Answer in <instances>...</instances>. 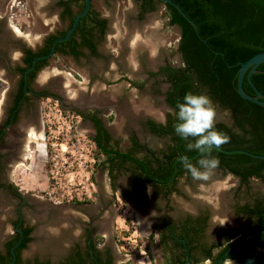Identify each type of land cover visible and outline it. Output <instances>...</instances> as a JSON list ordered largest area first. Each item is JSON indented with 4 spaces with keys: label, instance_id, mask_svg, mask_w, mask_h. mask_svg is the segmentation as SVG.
I'll list each match as a JSON object with an SVG mask.
<instances>
[{
    "label": "rangeland",
    "instance_id": "obj_1",
    "mask_svg": "<svg viewBox=\"0 0 264 264\" xmlns=\"http://www.w3.org/2000/svg\"><path fill=\"white\" fill-rule=\"evenodd\" d=\"M141 4V0H93L94 8L108 20L107 33L97 41L99 54L92 56L85 50L79 61L72 56H55L39 73L40 83L53 84L55 96L43 99L44 119L49 141L59 144H50L49 161L34 156L17 170L16 182L30 193L29 207L24 210L26 220L35 228L33 240L23 251L26 260L39 257L63 264L76 243H86L88 228L92 227L94 234L100 233L98 248L110 247L115 264H140L145 256L141 253L143 246L152 264H173V253L161 243L156 222L205 213L208 226L202 234L203 243H216L215 254L254 223V218L239 208L257 198L264 199V180L257 177L242 184L239 177L218 167L207 181H193L185 175L171 193L149 185L144 195L130 198L121 183L113 187L103 165L97 173L103 156L95 150L97 163L93 165L91 124L84 117L78 123L77 113L104 111L117 137L122 136L118 145L125 151L132 133H138L155 151H163L171 143L168 135L160 138L152 134L145 123L148 119L163 123L171 112L165 101L169 83L164 76L151 73L165 63L182 65L181 28L171 24L165 4L157 2L154 10L143 15ZM2 19H7L18 46L34 49L50 33L60 32L69 24L61 18L55 0H0ZM14 54L18 61L21 51L15 49ZM3 74L0 68V76ZM2 97L5 94L0 92V101ZM213 105L215 122L233 124L228 110ZM126 174L130 178V171L125 170L124 183L128 186L131 183ZM106 203L114 208L108 224L101 220ZM14 207L10 204L11 210H4L0 206V240L14 235ZM101 234L106 235V241ZM258 255H264V251ZM198 260H203L201 253Z\"/></svg>",
    "mask_w": 264,
    "mask_h": 264
},
{
    "label": "trees",
    "instance_id": "obj_2",
    "mask_svg": "<svg viewBox=\"0 0 264 264\" xmlns=\"http://www.w3.org/2000/svg\"><path fill=\"white\" fill-rule=\"evenodd\" d=\"M141 1L142 15L154 10L157 2H161L168 10L171 24L181 28L179 52L182 65L167 64L160 67L157 72L151 73L164 76L166 82L169 83L166 92L168 105L176 110L177 103L182 102L185 94L189 92L208 96L212 102L228 109L234 122L233 125L224 121L215 122L216 129L229 138L228 142L221 147L244 148L264 154V106L244 99L237 88L241 64L256 54L264 52V0H174L197 23V27L175 6L165 3L164 0ZM59 4L64 7L63 18L67 19L69 24L59 34L48 37V48L44 52L50 51L54 41L68 33L77 14L85 8V0H60ZM74 6H77V10ZM107 23V19L102 17L92 4L89 13L81 18L72 37L58 44V50L80 56L89 49L96 54V41L104 37ZM97 33L98 39L96 38ZM40 53L29 51L27 65L30 66L33 59ZM46 63L47 59L40 60L33 73H36V70ZM252 79L264 93V62L259 65ZM0 87H6V83L1 79ZM244 89L247 93L256 95V91L248 80V72L244 78ZM93 119L98 128V135L95 137L98 153L106 157L112 166H116L115 163L120 158L122 164L125 163L124 166L130 170L139 171L135 174L139 186L150 181L156 184L161 183V187L171 193L176 190L179 177L187 173L179 163V159L185 155L191 157L198 153L188 151L187 142L175 134L176 121L172 111L168 114L165 123L148 121L147 126L152 133L162 136L170 135L172 142L167 151H163L162 156L154 160L136 157L133 148L127 152L114 150L108 144L110 135L102 120L96 117ZM138 146L136 145L137 148ZM144 147L149 153H155L152 148ZM213 155L219 157V168L239 177L242 184H248L252 177L264 180V158H254L245 153H226L220 150L214 151ZM200 158L201 154L189 159L196 164ZM153 164L158 167L154 168ZM188 175L190 176L189 173ZM239 211L253 217L254 223L240 237L230 238L218 254L214 253V249L218 247L216 243L206 245L200 240L207 226L208 216H188L182 221L183 231L180 235L186 241L173 236L170 238L176 241L178 247L187 248L189 246L190 249L202 247L203 260L197 259L196 262H204L208 259H211V262H217L220 258L224 261H242L264 251V233L238 243L241 237L264 229V199L257 198L252 204L242 205ZM21 228H23V235L17 231L16 237L8 242L6 254L0 251V264H10L14 257L12 249L17 243H19L16 247L17 260L14 264H33L21 255L32 240L30 233L33 228L24 226V223L21 224ZM95 251V255L91 254L90 258L78 256L76 259L74 255H71L65 264H112L111 258L106 261L101 257V252L97 248ZM176 260L178 264H184L186 261L185 258L184 260L178 258L172 259V262ZM34 264H51V262L35 259Z\"/></svg>",
    "mask_w": 264,
    "mask_h": 264
},
{
    "label": "flooded vegetation",
    "instance_id": "obj_3",
    "mask_svg": "<svg viewBox=\"0 0 264 264\" xmlns=\"http://www.w3.org/2000/svg\"><path fill=\"white\" fill-rule=\"evenodd\" d=\"M59 1L60 0H55V5H56V7H58L60 9V16H61V18H63L64 7L59 4ZM92 4H93V0H92ZM73 5H75V4H73ZM74 9L77 10V6H74ZM102 17H104V16H102ZM9 28L10 27L8 25L7 19L6 20L2 19V21H0V44L2 43L0 45V68H1V70L3 68L4 74H3V76H0V79L6 83V87H4V88L0 87V92L3 93V95L5 94V97H2L1 101H0V206L4 210L5 209L11 210V208H9V205L11 204L14 206V204H15L16 208L14 207L12 209L15 210L16 218H15V220H13V223H12L13 227H14V233H13L14 235H12L6 239L3 238L2 240H0V251L2 252V254H6L8 242L13 240L16 237V233H17V231H19V229H21V231H19V232H21V235H23V228H21L22 223H24V226L33 228L32 232L30 233L32 240H33V233L35 231V228L33 227V225H31L27 222L26 214L24 211L25 208H27V206L29 207V202H30L29 201V196H30L29 194L30 193H26L27 191L26 192L23 191L24 187L19 186L20 183L16 182V174H17L18 168H20L21 166L28 165L29 160L31 158H33L34 156H36L37 158L40 156H43L44 158H46V160H48V156L46 153V151H47L46 142H44V140H45L44 136L46 134V122L44 119L43 99L45 97H48L51 95L55 96V95L51 91V90H53V84L51 82H49L47 84L40 83V81L38 80L39 73L44 69V67H46L48 65V62L51 60L52 57H55V56H62V57L63 56L64 57L72 56V57H74L75 60L79 61L81 59V57H83L85 55V54H83L80 56H75L73 54L63 53V51L58 50V46H57L55 54L53 56H51L50 58H46L47 59L46 64H44L43 66L38 68L36 70V73H33V71L37 68V65L40 61L39 60L36 64L35 68L27 73V70L33 64V62H32V64L30 66L27 65L28 64L27 58L30 55L29 51L39 52V53L44 52L48 48V46H47L48 37L53 35V34H59L61 31L55 32V33H50L48 36H46L42 45L39 48L34 49V48L28 47L27 45H23V44L18 46L19 42H17L16 39H14V37H16V36L14 35L12 29H9ZM107 31H108V23H107V28H106L105 34ZM97 36H98V33L96 35V38H97ZM96 44H97L96 54H93L89 49H87L92 56H96L99 54L98 42ZM15 49H19L21 51V57H20V59H18V61H17V58L15 57V54H14ZM51 49H52V47H51ZM51 49H50V51H51ZM50 51L40 53L37 56L48 54ZM34 59H33V61H34ZM41 60H43V59H41ZM167 64H170V63H165L162 66H165ZM105 101H106V99H105ZM165 101H166V93H165ZM108 102H109V99H107L106 104ZM166 103H167V101H166ZM60 104H61V106H64L62 99H60ZM167 105H168V103H167ZM171 110H173V109L171 108ZM225 110H228V109H225ZM81 114L83 115L84 119H86L91 124L90 125L91 126V135L94 139L98 135V128H97V125L93 119V117H96V118L102 120L105 129H107V132L110 135V139L108 141V144L114 150L125 151V150H122L118 145L119 144L118 139L122 138V136L117 137L118 134H117L115 128L112 127L110 122L108 121V119L109 120H111V119L110 118L107 119L106 116H104V114H106V113H104V111H100L99 109H92V112H89L88 114H85V113L84 114L81 113ZM149 120L154 121L152 119H148L145 123L146 126L148 125ZM154 122H156V121H154ZM165 122H163V123H165ZM156 123H158V122H156ZM231 125H233V124H231ZM149 131L151 132L150 128H149ZM35 134H38L40 136L42 142H44V147L42 150L39 147V143L37 141L28 142L29 138H31V136L35 135ZM130 136H131L129 138V145L130 146L128 148L129 149L133 148L135 150L134 154L138 158H145L146 160H150V159L154 160L156 157H161L162 152L167 151V149L169 147L168 146L167 149H164L163 151H160V150L155 151L154 150L155 153L151 154L144 147L147 145L144 143V141L141 139V137L138 133H132ZM161 136L162 135H159L158 137L161 138ZM168 136L170 137V135H168ZM136 145H139L141 147L138 146V148H137ZM129 149H127L125 152H127ZM42 151H44V152H42ZM141 151H144V152L147 151L148 153H145V154H142L141 156H138L137 154ZM36 152H37V154H36ZM25 155H27V156H25ZM124 164H122V160L119 158L118 161L115 163L116 166H114V165L112 166V164L108 162V159L103 156V160L97 166V173L100 172L101 169H103L102 168V165H103L105 168L104 171H105L106 175L108 176L109 181L111 182L113 187L117 186V182L121 183L122 186L124 187V190L126 191L127 196L130 198H135V195H137V197L144 195L146 187L149 185L153 186L154 188L156 187V188L164 189L163 187H161V185H160L161 183L156 184V183L151 182V181L145 182L143 185L139 186L138 181L135 179V174H137L139 171L136 172L135 169L130 170L129 168L124 166ZM131 166L133 167V165H131ZM131 166H129V167H131ZM153 167L157 168L158 166L153 164ZM125 170H129L130 174H131V175L129 174L130 178L126 174V177L128 178L127 181H130L129 183H131V184H128V186L126 185L127 187L125 186V183H124ZM185 175L189 176L188 173H186V174H183L181 177H183ZM100 177H102V179H104V176L102 174L100 175ZM181 177H179V179ZM131 179H132V182H131ZM97 182L100 184L98 178H97ZM178 182H177V184H178ZM100 186H101V184H100ZM105 186L106 185H104V189H105ZM101 188H103V185L101 186ZM122 192H124V191H122ZM100 197H103V194H101ZM117 199H118V197H117ZM101 202L102 203L104 202V197H103V200H101ZM104 210H105V212H103V214L101 216V220H105V223L108 224L110 222L109 218H112V216L114 215V208L112 207V205H109L106 203V207ZM201 215L207 216L205 213H201L200 216ZM186 218L187 217H182L178 221L167 219V220H163L162 224L159 222H156V224L160 228V235H161L160 241H161V243H163L164 246L167 245L170 247V249L173 253V260L178 259V258H181L182 260H184V258H185L186 261L184 262V264H189V262L198 261L197 260L198 259V253H201L202 255H204L202 247L199 246L195 249H190L189 246H187V248L178 247V246H176V241L174 239L170 238V236H173V237H178L179 239H184V241H186V239L180 235L181 232L183 231L182 230L183 226L181 225V223ZM207 226H208V221H207ZM207 226H206V228H207ZM98 235H100V233L95 231V234H94V230L92 229V227H89L88 232L86 234V243L84 245H82L81 243H76L74 245V247L71 249V251L65 256L63 264H65L68 261V259L71 255H74L76 257V259L78 258V256L81 258H83V257L84 258H90L91 254L95 255L96 248H97V250H99L101 252L100 255L104 260L107 261L109 258H111L112 264H115L114 255H113L110 247L105 248V249H99L98 248V245L96 244ZM101 236L106 241V239H105L106 235L101 234ZM22 237H21V239H22ZM21 239H20V241H21ZM200 240H201V243H203V237L202 236H201ZM30 242H29V244H30ZM165 243H167V244H165ZM18 244L19 243L15 244L14 247L15 246L17 247ZM29 244H28V246H29ZM27 248H25V249H27ZM23 251H22L21 255L24 258ZM35 259H38L40 261H50L48 259H41L39 257L35 258ZM35 259L32 261L30 260V262L34 264ZM219 261H224V259L220 258L217 260V262H219ZM172 263L178 264V261L176 260V262H172ZM196 263H198V262H196ZM51 264H52V262H51Z\"/></svg>",
    "mask_w": 264,
    "mask_h": 264
},
{
    "label": "clouds",
    "instance_id": "obj_4",
    "mask_svg": "<svg viewBox=\"0 0 264 264\" xmlns=\"http://www.w3.org/2000/svg\"><path fill=\"white\" fill-rule=\"evenodd\" d=\"M173 112L175 134L186 141L188 151H196L201 158L194 164L188 156H182L179 163L193 181H207L220 166L218 156L213 155L228 137L215 127L216 109L212 100L203 94L189 92L178 102Z\"/></svg>",
    "mask_w": 264,
    "mask_h": 264
},
{
    "label": "water",
    "instance_id": "obj_5",
    "mask_svg": "<svg viewBox=\"0 0 264 264\" xmlns=\"http://www.w3.org/2000/svg\"><path fill=\"white\" fill-rule=\"evenodd\" d=\"M164 2L175 6L185 18H187L195 27H197V23L184 11V9L177 2H175L174 0H164ZM91 6H92V0H85L84 10L77 14V16L73 22V25L70 27L68 33L65 36L59 37L58 39H56L54 41V43L52 45V49L48 54L37 56L34 59L32 66L27 70V73L35 68V66L39 60L50 58L51 56H53L55 54L56 48H57L59 43L67 41L72 37V35H73L74 31L76 30L81 18L89 13ZM263 62H264V52L256 54L251 59H249L247 62H243L241 64V68L239 70L237 88H238L239 94L244 99H247L249 101H252V102H255V103H258V104L264 106V93L257 87V85L255 84V82L252 79L253 74L257 71L259 65H261ZM247 72H248V80H249L250 84L252 85V87L254 88V90L256 91L255 96L247 93L244 89V78H245V75ZM219 150L222 152H226V153H245V154L252 156L254 158H264V154L255 153V152H252V151L244 149V148L226 149V148H223L220 146ZM198 155H200V153H197L194 156H191L189 158L193 159V158L197 157ZM19 231H21V229H19ZM262 233H264V229H261L257 232L249 234L245 237H241L240 240L238 241V243H240V242H242V241H244L250 237L256 236L258 234H262ZM15 248H16V246L12 249V253H13L14 257H13V260L10 262V264H14L15 261L17 260V252H16ZM189 264H264V255H258V254L251 255V256L243 259L242 261H232V260L219 261V262L204 261V262H199V263L189 262Z\"/></svg>",
    "mask_w": 264,
    "mask_h": 264
},
{
    "label": "built area",
    "instance_id": "obj_6",
    "mask_svg": "<svg viewBox=\"0 0 264 264\" xmlns=\"http://www.w3.org/2000/svg\"><path fill=\"white\" fill-rule=\"evenodd\" d=\"M76 117L79 118L78 119V123H79L81 118L83 117V115L81 113H77ZM46 138H47V141H46ZM49 138H50V136L46 132L45 142H46V147H47L46 148L47 149L46 153H47V156H48V161H49V146H50V144L52 146H55V145L59 144L58 142L54 143L53 141L52 142L49 141ZM90 141H91V150L90 151L92 152L91 153L92 154V161H93V165H95L97 163L96 157H95L97 152L95 153V150L98 151V146H97V143H96V141H95V139L93 137H91ZM142 248L143 249L141 250V253L145 254V256H144V258L139 260L140 264H152V261L150 260V257H149V255H148V253L146 251V247L143 246ZM145 258H146V260H145ZM206 261H210V259H208Z\"/></svg>",
    "mask_w": 264,
    "mask_h": 264
},
{
    "label": "bare ground",
    "instance_id": "obj_7",
    "mask_svg": "<svg viewBox=\"0 0 264 264\" xmlns=\"http://www.w3.org/2000/svg\"><path fill=\"white\" fill-rule=\"evenodd\" d=\"M5 101V100H4ZM33 138V139H32ZM44 139V138H43ZM30 141H37L39 143V147L41 148V150L43 149L44 147V142H42L40 136L38 134H35V135H32L31 138H29L28 142ZM45 150V149H44ZM44 152V151H42ZM28 153V152H27ZM27 156V155H25Z\"/></svg>",
    "mask_w": 264,
    "mask_h": 264
},
{
    "label": "crops",
    "instance_id": "obj_8",
    "mask_svg": "<svg viewBox=\"0 0 264 264\" xmlns=\"http://www.w3.org/2000/svg\"><path fill=\"white\" fill-rule=\"evenodd\" d=\"M105 18V17H104ZM107 19V18H106ZM107 33V32H106ZM89 112H92V110H89ZM82 113V112H80ZM84 113V112H83ZM90 129H91V126H90ZM114 135V134H113ZM115 136V135H114ZM121 152H125V151H121ZM201 262V261H200ZM203 262V261H202ZM199 263V262H198Z\"/></svg>",
    "mask_w": 264,
    "mask_h": 264
}]
</instances>
